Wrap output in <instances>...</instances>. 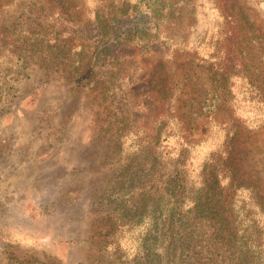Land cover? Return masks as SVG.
I'll return each instance as SVG.
<instances>
[{
    "label": "rangeland",
    "instance_id": "1",
    "mask_svg": "<svg viewBox=\"0 0 264 264\" xmlns=\"http://www.w3.org/2000/svg\"><path fill=\"white\" fill-rule=\"evenodd\" d=\"M64 1L65 8L52 0H0V24L9 29L8 35L12 36L10 31L15 34L11 27L15 20L20 22H14L19 32L15 35L21 37L18 40L24 37L27 43L37 41L23 46L19 60L0 49V264H8L10 256L36 258L46 264H89L110 229L102 217L124 202L110 196L113 181L122 179L123 167L133 157L115 147L119 112L128 108L127 93H133L130 88L148 79L156 61L146 63L136 58L132 62L123 53L117 55L119 50L96 60L95 55L103 48L93 26L95 0ZM214 1L191 0L184 7L178 2L173 4L174 22L180 23L176 29L184 32L186 48L182 51V45L175 47L176 58L184 60L174 61L171 66L182 65L180 71L188 76L197 100L210 97L213 86L207 70L187 60L194 56L191 46L199 44L198 59L202 57L212 64L222 62L225 53L220 33L224 23L214 16ZM247 2L245 8L253 10L257 0ZM137 4L131 1L124 10L133 13L130 18L134 22L127 21L125 26L121 20L115 22L114 34L120 25L128 31L137 26L135 11L143 7ZM59 11L68 15L66 23L76 26L79 18L82 26L77 34L63 29ZM248 13L264 33V7ZM171 21L160 24L159 29L174 27ZM217 23L220 29L215 28ZM1 25L0 36L6 33ZM258 41L249 29L237 33L238 49L245 52L241 55L245 74L258 86L264 102V52ZM161 43L154 54H168ZM240 72L236 70L229 76L235 81ZM232 86L230 104L236 107L235 115L219 119L220 128L201 134L204 141L192 147L191 160L199 166L217 156L216 152L224 150L233 136L234 168L247 184L264 192V116L246 100L251 90L242 83ZM262 107L264 110V104ZM129 129L138 131L137 126ZM134 139L129 151L134 148ZM171 141L161 143L159 148L163 158L160 175L169 169L168 164L164 165L169 158L167 152L174 149ZM143 169L141 178H133V189L151 192L158 181L156 173L152 176Z\"/></svg>",
    "mask_w": 264,
    "mask_h": 264
},
{
    "label": "trees",
    "instance_id": "2",
    "mask_svg": "<svg viewBox=\"0 0 264 264\" xmlns=\"http://www.w3.org/2000/svg\"><path fill=\"white\" fill-rule=\"evenodd\" d=\"M91 1L94 0L85 2ZM131 1L143 7L135 11L137 26L128 31L130 29L123 26L127 21L134 22L130 18L133 13L129 15L124 10ZM149 1L116 0L106 5L104 0H95L93 5V26L103 48L95 55L96 60L102 54L109 56L119 50L117 55L123 53V57L132 62L137 58L146 63L155 60L156 64L151 65L147 80L130 88L133 93H127L130 95L126 101L128 108L119 112L120 127L115 147L133 157L124 165L120 174L122 179L114 180L110 187V196L124 202L116 204L112 213L102 217L110 229L98 247V255L89 264H264V192L247 184L234 168L231 160L233 136L227 140L224 150L216 152L217 156L199 166L192 162L190 155L192 147L204 141L201 138L204 131L220 128L219 119L235 115L236 107L230 104L234 95L232 85L242 83L251 90V97L246 100L264 116L263 95L247 78L241 58L245 52L238 49L236 42L239 30L249 29L258 38L264 52V33L248 13V10L263 8L264 0H257L253 10L249 6L245 8V3H250L247 0H215L211 4L214 16L224 23L220 31L224 58L216 64L206 62L202 57L198 59L201 46L197 44L191 46L194 56L187 59L190 64L194 62L197 67L205 68L211 76L212 92L203 100L193 96L188 76L184 70L180 71L182 65L171 66L174 61L184 60L176 58L175 47L182 45V51L186 48L184 32L176 29L180 23L174 22L173 4L178 2L184 7L191 0ZM52 3L65 8L64 0H52ZM57 15L63 29H70L71 34L75 35L81 29L79 18L75 26L72 22L66 23L69 20L65 13L59 11ZM170 18L174 27L168 25L159 29L158 26L166 24ZM120 20L123 26L120 25L114 34L115 22ZM14 22L19 21L13 20L11 24L16 34L19 32L15 30ZM220 27L217 23L215 28ZM1 30L6 33L0 36V49L16 60L21 58L23 46L37 44L35 40L27 43L22 35L23 39L18 40L20 36L13 31H10L12 36L8 35L9 29L2 25ZM161 41L168 50V54L164 53L166 55L154 54L162 45ZM236 70L242 72L233 81L229 74ZM223 125L229 128L228 123ZM131 126H137L138 131H131ZM134 137V148L129 151ZM169 141L174 145V149L167 152L169 158L165 159L164 166L168 164L169 169L160 175L163 158L159 148L161 143ZM134 159L137 161L131 167ZM143 167L148 169L149 175L156 173L158 179L151 192L133 189V178H141ZM134 192L136 196H132ZM218 248L222 251H217ZM8 264L46 263L36 258L20 260L10 256Z\"/></svg>",
    "mask_w": 264,
    "mask_h": 264
}]
</instances>
